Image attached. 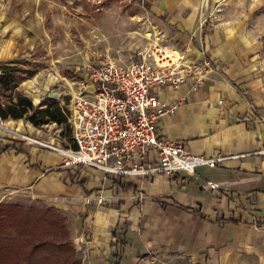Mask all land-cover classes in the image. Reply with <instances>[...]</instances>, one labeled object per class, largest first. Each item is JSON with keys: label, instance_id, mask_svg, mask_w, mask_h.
I'll return each mask as SVG.
<instances>
[{"label": "crops", "instance_id": "1", "mask_svg": "<svg viewBox=\"0 0 264 264\" xmlns=\"http://www.w3.org/2000/svg\"><path fill=\"white\" fill-rule=\"evenodd\" d=\"M142 2L152 18L145 41L159 34L185 60L208 57L214 65L195 91L154 90L166 102L181 99L158 121V133L194 153L225 159L192 174L120 177L63 167L58 152L0 129V202L43 201L57 208L76 254V243L85 252L83 264H118L125 247L131 264H264V0ZM37 10L34 0L0 17V63L34 71L18 90L35 105L44 98L61 105L65 93L49 58L40 63L34 53L40 42L31 35L38 27L31 17ZM3 121L59 144L43 137L56 123Z\"/></svg>", "mask_w": 264, "mask_h": 264}, {"label": "built area", "instance_id": "2", "mask_svg": "<svg viewBox=\"0 0 264 264\" xmlns=\"http://www.w3.org/2000/svg\"><path fill=\"white\" fill-rule=\"evenodd\" d=\"M82 69L81 76L66 80L72 145L32 138L7 127L1 118L0 129L58 152L63 167H90L120 177L192 174L198 166L212 167L225 159L194 153L157 129L158 121L173 113L181 99L169 103L154 90L181 86L197 90L214 69L208 57L187 61L158 34L127 63L102 53ZM206 185L218 187L209 181Z\"/></svg>", "mask_w": 264, "mask_h": 264}, {"label": "rangeland", "instance_id": "3", "mask_svg": "<svg viewBox=\"0 0 264 264\" xmlns=\"http://www.w3.org/2000/svg\"><path fill=\"white\" fill-rule=\"evenodd\" d=\"M142 1L38 0V16L33 11L31 17L38 26L35 29L31 27L34 32L31 35L40 42L34 53L40 58V63L47 62L44 56L49 58L58 87L65 93L61 104L65 109L69 103L66 80L81 76L82 67L92 62L93 56L106 52L119 62H127L134 58L137 49L146 45L143 34L146 31L149 37L152 36L148 32L152 18ZM25 2L31 4L34 0H0V17L10 13L8 10L12 7L20 8V4ZM32 20L30 23L34 24ZM61 127L57 124L45 127L44 140L53 138L62 146L69 144L70 141L59 136ZM9 201L19 202L24 208L39 207V201ZM72 242L74 244L75 240ZM76 250L77 257L82 264L85 263V252L81 254L77 243ZM127 250L125 247L118 264H131Z\"/></svg>", "mask_w": 264, "mask_h": 264}, {"label": "trees", "instance_id": "4", "mask_svg": "<svg viewBox=\"0 0 264 264\" xmlns=\"http://www.w3.org/2000/svg\"><path fill=\"white\" fill-rule=\"evenodd\" d=\"M34 71L16 63H0V118L29 122L34 127L56 123L60 138L72 145L68 112L56 99L38 104L18 90ZM0 264H82L77 257L66 217L39 201L37 208L19 202H0Z\"/></svg>", "mask_w": 264, "mask_h": 264}]
</instances>
